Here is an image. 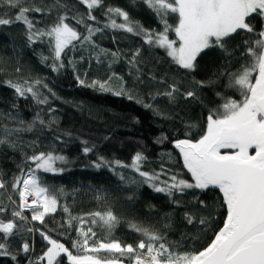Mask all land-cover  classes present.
<instances>
[{
  "label": "snow or ice",
  "instance_id": "obj_1",
  "mask_svg": "<svg viewBox=\"0 0 264 264\" xmlns=\"http://www.w3.org/2000/svg\"><path fill=\"white\" fill-rule=\"evenodd\" d=\"M125 2L126 6L108 0H49L45 6L36 0H0V28L22 24L24 47L52 73L61 76L71 71L77 87L123 97L154 117L175 121L182 104L207 108L198 138L191 134L196 125L180 118L184 138L170 140L162 132L154 140L174 145L190 178L167 166L165 156L170 159V153L160 154L158 170H146L151 161L141 150L145 147L141 141L136 142L141 149L126 162L100 155L97 144L60 130L53 101L61 97L50 77L34 74L27 65L22 68L21 50L14 48L18 78L0 81L13 90L8 108H0V155L10 150L20 160L9 158L16 167L11 175L0 168V260L10 259L12 264H64L65 259L68 264H264V0ZM141 11L157 27L145 26L133 15ZM237 36L240 40L230 43ZM105 38H110L113 48L103 46ZM136 39L140 44L133 47ZM122 41L129 46L120 48ZM157 50L164 52L168 64L163 72L149 68L144 55ZM210 51L218 53L220 62L198 79L200 60ZM152 59L161 64V57ZM120 64L125 67L123 74L115 70ZM3 72L0 67V75ZM142 88L150 90L142 92ZM205 88L220 101L214 107L205 104ZM21 99L30 101L31 119L23 116ZM46 132L52 134L50 139ZM27 134L32 138L27 139ZM73 139H79L85 157L95 155L86 167L106 169L116 178L127 193L126 203L136 204L147 186L163 194L170 205L183 207L182 220L195 234L182 232L179 239L169 238L175 232V209L161 213L148 203V218L125 220L114 210L110 190L102 185L89 184L69 193L64 186L50 183L46 174L70 170L73 161L64 151ZM213 189L222 193L221 207L226 212L222 226L216 224L215 205L200 199V194ZM189 195L192 199H185ZM79 196L90 198L97 209L74 214ZM122 223L139 235L135 244L115 237ZM37 235L44 244L39 254ZM202 237L207 241L196 247Z\"/></svg>",
  "mask_w": 264,
  "mask_h": 264
},
{
  "label": "trees",
  "instance_id": "obj_2",
  "mask_svg": "<svg viewBox=\"0 0 264 264\" xmlns=\"http://www.w3.org/2000/svg\"><path fill=\"white\" fill-rule=\"evenodd\" d=\"M71 3H76V0H70ZM110 3L120 4L126 6L125 0H108ZM37 4L43 3L47 6L49 0H36ZM80 7L81 11H84L83 6ZM99 16V13H96ZM134 16L142 20L145 26L157 27L154 20L145 12H134ZM33 17L38 18V14L33 13ZM101 19H103L101 17ZM258 24V20L255 21ZM170 23L174 21L170 20ZM174 38V36H172ZM240 37L237 36L235 40L230 43H237ZM140 44L139 39H136L133 43V47ZM103 46L107 48H113L110 38L103 40ZM128 41H122L120 48L128 47ZM14 48L21 50L19 55L20 66L23 68L25 65L31 68L34 74L40 76L50 77V84L54 88L60 100H54L53 105L58 109L56 113L59 118V128L62 131H71L75 137L89 140L92 143L98 145V153L108 158H118L123 161H130L132 154L141 149V144L136 143L141 141L145 146V151L151 163L146 166L148 169H159L161 160V153L171 154V158L165 156L168 160L167 166L178 170L183 173L184 179L190 178V173L186 172V169L182 167V161L178 155L177 149L174 145L165 142L163 145L154 143L156 137L160 136L163 132L167 134L169 139L184 138L180 135L183 131L180 118H183L185 123H191L196 125L191 130L192 137L198 138L202 134V130L205 126V118L207 115V108H202L199 105H192L191 107L181 105L176 109L179 116L175 121H165L159 117H154L152 113L141 106L130 102L123 97H115L110 93H100L88 88L77 87L76 82L71 74V71L66 72L61 76H57L52 73L50 69L41 65L34 55L33 51L24 47L23 38V25L20 23L13 24L11 26H4L0 28V67L4 69L2 75H0V81L4 79H16L18 78L15 73L17 67V54ZM145 58L149 60L148 67H155L157 72H163L168 68V64L163 61L164 52L157 50L153 53L145 51ZM159 56L162 58L161 64L156 65L155 60L152 57ZM220 62V57L216 51H210L200 60V70L197 74L198 79H204L206 75L210 73L212 69ZM116 71L123 74L125 67L120 64L116 67ZM176 69L173 67L172 72ZM26 74V73H25ZM127 79V77H125ZM131 83V81H129ZM150 89L142 88V92H147ZM203 94L206 97L205 104L208 107H214L216 103L220 101L213 96L210 89L205 88ZM231 94V93H230ZM234 98L239 99L238 94H234ZM13 99V90L0 83V108L7 109L8 102ZM20 108L25 119H31L33 110L28 105L29 102H25L23 99L19 101ZM161 106L164 107L163 102ZM165 111L170 109L165 108ZM138 118V122L137 119ZM174 132L176 133L174 137ZM51 133H45V136L51 138ZM110 137L109 140H105L104 137ZM27 139L32 138L31 134L26 135ZM59 148L60 145H57ZM81 144L79 139H73L69 142L68 147L65 149L64 154L67 155L73 163L70 166V170L66 171L62 175L46 174L50 183L56 185H62L71 193L73 189L86 187L89 184L104 186L110 190V202L113 204L114 210L118 215L125 220L139 219L145 220L149 217L147 204L151 203L156 205L157 209L162 212L173 211L175 209L176 220L174 223V233H170L169 238L176 240L179 239L180 233L188 232L195 234V229L187 226L182 220L183 207L177 208L174 205H170L167 202L166 197L163 194L152 192L147 186L142 190L140 200L130 205L125 202L124 197L127 195L119 186L116 178L106 169L96 171L90 167H86L89 161L95 159L94 154H90L85 157L81 152ZM19 162L20 157L18 154H14L8 150L6 154L0 155V168H2L8 175H11L16 171L15 163ZM7 178V177H6ZM187 200H191L189 195L185 197ZM200 199H203L209 203L215 205L216 208V224L222 226V220L226 215L224 208L221 207V196L215 191H208L207 194H200ZM69 204L71 205V198H69ZM97 206L88 197L79 196L77 198V205L73 206L74 214H81L96 210ZM151 215H156L152 213ZM59 218V217H58ZM47 220V218H46ZM153 222V221H149ZM215 227V225H214ZM51 234V233H50ZM115 237L120 239L124 243L135 244L140 238L138 234L132 232L126 223H122L115 231ZM211 234H209L210 236ZM36 254H39L44 244L40 237L36 236ZM208 237H202L201 242L196 244V247H200L202 243L207 241ZM67 243V241H65ZM70 246V245H69ZM0 264H12L10 259L0 260ZM64 264H68L65 259Z\"/></svg>",
  "mask_w": 264,
  "mask_h": 264
},
{
  "label": "water",
  "instance_id": "obj_3",
  "mask_svg": "<svg viewBox=\"0 0 264 264\" xmlns=\"http://www.w3.org/2000/svg\"><path fill=\"white\" fill-rule=\"evenodd\" d=\"M178 151V150H177ZM213 190H215V189H213ZM215 191H217L219 194H220V196L222 197V193H220L218 190H215Z\"/></svg>",
  "mask_w": 264,
  "mask_h": 264
}]
</instances>
